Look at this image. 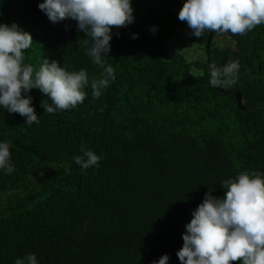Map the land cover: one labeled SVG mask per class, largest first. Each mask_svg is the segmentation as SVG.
I'll return each instance as SVG.
<instances>
[{
  "label": "trees",
  "instance_id": "trees-1",
  "mask_svg": "<svg viewBox=\"0 0 264 264\" xmlns=\"http://www.w3.org/2000/svg\"><path fill=\"white\" fill-rule=\"evenodd\" d=\"M41 2L0 0V22L32 34L25 63L39 68L48 57L84 69L89 85L83 103L51 114L41 107L48 97L32 89L40 122L31 126L0 107V141L14 165L0 170V193L11 194L0 205V264L30 253L39 264H152L164 254L182 264V234L205 193L223 197L224 180L264 173V24L197 38L178 19L184 0H132L134 22L113 28L105 57L116 79L97 99L91 81L103 68L86 54L91 38L75 20L52 23ZM177 27L204 58L189 63L169 49ZM222 35L233 48L214 45ZM233 60L235 82L211 84L212 66ZM82 145L102 155L98 166L75 163Z\"/></svg>",
  "mask_w": 264,
  "mask_h": 264
},
{
  "label": "clouds",
  "instance_id": "clouds-1",
  "mask_svg": "<svg viewBox=\"0 0 264 264\" xmlns=\"http://www.w3.org/2000/svg\"><path fill=\"white\" fill-rule=\"evenodd\" d=\"M38 7L52 23L75 20L78 30L91 38L86 54L103 68L100 77L91 81L92 96L98 99L116 79L114 68L105 57L111 51L113 28L134 22L132 0H42ZM178 19L186 22L197 38L206 31L243 35L264 24V0H184ZM136 38L138 34H133ZM32 43V34L17 23L0 22V107L25 117L28 126L40 122L30 95L32 89H39L48 97L51 103L42 100L41 107L51 114L83 103L89 85L84 69L67 71L48 57L39 68L25 63L24 53ZM239 69L238 60L219 68L212 66L210 83L230 85ZM102 159V155L83 145L74 157L82 169L98 166ZM0 170L5 174L14 171L6 141H0ZM221 185L226 189L223 197L209 191L193 210L182 234L179 260L182 264H264V173L241 171ZM169 259L164 254L152 264H168ZM15 264L39 261L30 253L17 258Z\"/></svg>",
  "mask_w": 264,
  "mask_h": 264
},
{
  "label": "rangeland",
  "instance_id": "rangeland-1",
  "mask_svg": "<svg viewBox=\"0 0 264 264\" xmlns=\"http://www.w3.org/2000/svg\"><path fill=\"white\" fill-rule=\"evenodd\" d=\"M214 45L217 47H234V42H232L228 36H216L214 38ZM168 47L171 51L180 53L187 62L193 63L199 59L205 57L204 49L191 41L190 35L187 31V27H177L168 40ZM195 73H201L200 70L194 68ZM42 173V172H41ZM39 173V174H41ZM39 174L34 176V180L39 178ZM11 194L0 193V205H2Z\"/></svg>",
  "mask_w": 264,
  "mask_h": 264
},
{
  "label": "water",
  "instance_id": "water-1",
  "mask_svg": "<svg viewBox=\"0 0 264 264\" xmlns=\"http://www.w3.org/2000/svg\"><path fill=\"white\" fill-rule=\"evenodd\" d=\"M211 41H212V32L210 33L209 38L207 40V44H206V52H207V55H209V49H210ZM235 96L237 98L238 105L240 106V104H241V98H240L239 94H237V93H235Z\"/></svg>",
  "mask_w": 264,
  "mask_h": 264
}]
</instances>
